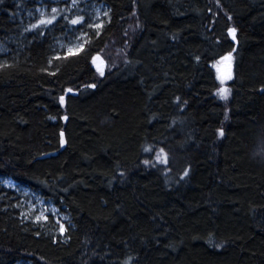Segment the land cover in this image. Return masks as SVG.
<instances>
[{"label": "trees", "instance_id": "trees-1", "mask_svg": "<svg viewBox=\"0 0 264 264\" xmlns=\"http://www.w3.org/2000/svg\"><path fill=\"white\" fill-rule=\"evenodd\" d=\"M97 1L78 53L39 27L0 55V177L70 223L24 222L0 184V264H264V0Z\"/></svg>", "mask_w": 264, "mask_h": 264}, {"label": "rangeland", "instance_id": "rangeland-1", "mask_svg": "<svg viewBox=\"0 0 264 264\" xmlns=\"http://www.w3.org/2000/svg\"><path fill=\"white\" fill-rule=\"evenodd\" d=\"M15 5V12L10 15L19 33L5 42L0 41V55L8 54L10 45L13 48L22 45L27 33H35L39 27L56 31L54 58L76 54L88 41V33H98L109 18L107 7L97 0H16ZM230 63L231 57L224 56L212 65L221 99L228 95L227 83L232 76ZM92 65L96 71H103L100 60L94 59ZM0 184L19 197L17 208L24 222L38 225L53 237L63 239L66 228L70 226L69 217L63 210L10 178L0 177Z\"/></svg>", "mask_w": 264, "mask_h": 264}, {"label": "snow or ice", "instance_id": "snow-or-ice-1", "mask_svg": "<svg viewBox=\"0 0 264 264\" xmlns=\"http://www.w3.org/2000/svg\"><path fill=\"white\" fill-rule=\"evenodd\" d=\"M73 23H77V21H73ZM233 34H234V30H233ZM61 100H63V98H61Z\"/></svg>", "mask_w": 264, "mask_h": 264}, {"label": "bare ground", "instance_id": "bare-ground-1", "mask_svg": "<svg viewBox=\"0 0 264 264\" xmlns=\"http://www.w3.org/2000/svg\"><path fill=\"white\" fill-rule=\"evenodd\" d=\"M69 87V86H68Z\"/></svg>", "mask_w": 264, "mask_h": 264}]
</instances>
